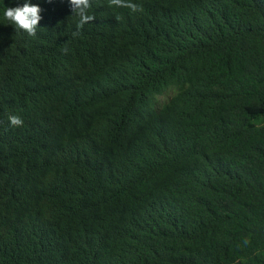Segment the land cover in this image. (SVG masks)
I'll list each match as a JSON object with an SVG mask.
<instances>
[{
	"label": "trees",
	"instance_id": "16d2710c",
	"mask_svg": "<svg viewBox=\"0 0 264 264\" xmlns=\"http://www.w3.org/2000/svg\"><path fill=\"white\" fill-rule=\"evenodd\" d=\"M133 2L0 0V264H264V0Z\"/></svg>",
	"mask_w": 264,
	"mask_h": 264
},
{
	"label": "clouds",
	"instance_id": "9594fccd",
	"mask_svg": "<svg viewBox=\"0 0 264 264\" xmlns=\"http://www.w3.org/2000/svg\"><path fill=\"white\" fill-rule=\"evenodd\" d=\"M51 3L52 0H47ZM72 15L78 17L76 24L77 30L83 29L85 24H88L96 19L95 15L90 14L93 0H68ZM109 7H123L128 8L132 12L142 11L139 5L133 2V0H108ZM42 9L38 4H32L25 2L22 6L17 7H5L4 18L9 21V25H12L16 32L26 33L29 37H35L41 16ZM79 31L74 32L73 35H78ZM8 121L13 127H22L23 120L17 115H9ZM250 244V239L245 238L243 240V246Z\"/></svg>",
	"mask_w": 264,
	"mask_h": 264
}]
</instances>
